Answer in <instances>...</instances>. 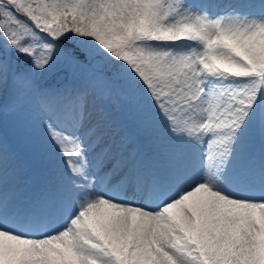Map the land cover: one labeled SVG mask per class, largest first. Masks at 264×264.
I'll use <instances>...</instances> for the list:
<instances>
[{
    "label": "snow or ice",
    "instance_id": "6c2138e0",
    "mask_svg": "<svg viewBox=\"0 0 264 264\" xmlns=\"http://www.w3.org/2000/svg\"><path fill=\"white\" fill-rule=\"evenodd\" d=\"M0 264H264V0H0Z\"/></svg>",
    "mask_w": 264,
    "mask_h": 264
}]
</instances>
